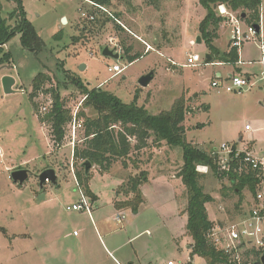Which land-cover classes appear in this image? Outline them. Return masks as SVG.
I'll use <instances>...</instances> for the list:
<instances>
[{
    "label": "rangeland",
    "instance_id": "1",
    "mask_svg": "<svg viewBox=\"0 0 264 264\" xmlns=\"http://www.w3.org/2000/svg\"><path fill=\"white\" fill-rule=\"evenodd\" d=\"M20 6L24 19L35 28L45 47L38 53L24 50L18 33L0 45V264H205L201 258L191 257L188 250L191 238L184 230L187 198L179 178L183 165L179 147L164 143L158 147L151 139L146 147L134 149L141 145L140 140L129 137L128 158L115 159L107 172L91 166L87 188L95 198L80 188L90 214L67 211L66 207L81 199L72 151L74 145L82 148L85 134L77 129L73 139L69 126L65 127V138L56 147L49 128L41 126L37 115H43L41 108L47 112L52 104L53 98L45 91L56 89L70 115L78 108L89 118L96 117L92 108H83V96L73 83L76 81L86 91L100 88L123 104L135 100L152 115L166 112L181 99L188 110L182 123L185 140L195 148L211 154L224 143H240L253 149V142L261 152L264 80H258L264 66L240 65L238 72L226 65L218 66L222 63L219 60L204 65L208 51L199 27L206 13L198 0H161L158 8L148 0L113 3L106 9L119 15L126 30L120 27L122 33L114 30L113 22L101 27V15L99 23H94L96 19H81V13L91 12L81 0H0V19L12 30L18 19L11 15ZM260 9L264 33V0ZM216 34L221 36L213 44L222 53L228 42V27L223 21ZM112 36L118 38L110 42ZM134 36L153 50L145 53V46ZM121 40L130 46L131 55H138L137 60L129 63L124 57L116 61L102 56L106 46L116 48L122 55L118 43ZM242 49L243 61L259 59L253 42H247ZM188 54L201 58L198 67H181ZM170 60L176 67L170 65ZM114 65L123 71L116 75L108 72ZM216 71L250 76L256 83L240 93H226L211 86L213 81L220 82ZM149 72H153V80L147 88L140 87L139 79ZM41 73L50 82L34 96L36 115L28 96L34 77ZM4 77L14 80L10 94H4ZM245 125L251 131L246 132ZM47 166L55 169L57 185L47 183L39 191L36 175ZM17 169L29 173L20 186L10 178V172ZM196 169L204 175L200 180L204 193L213 198L207 205L211 221L226 226L248 210L252 197L246 189L239 196L230 192L224 197L223 187L230 188V183L221 181L206 166ZM143 171L147 182L139 187L143 202L138 213L117 210L114 202L131 199L132 195L126 193L128 181ZM40 196L43 197L39 199ZM119 213L123 216L121 224L115 220Z\"/></svg>",
    "mask_w": 264,
    "mask_h": 264
},
{
    "label": "trees",
    "instance_id": "2",
    "mask_svg": "<svg viewBox=\"0 0 264 264\" xmlns=\"http://www.w3.org/2000/svg\"><path fill=\"white\" fill-rule=\"evenodd\" d=\"M98 4L111 6L113 3H126V0H92ZM150 5L158 8L161 0H148ZM199 5L205 10V16L199 27V35L205 42L208 54L213 60H219L224 63L234 64L238 61V55L235 50L219 54L215 48L213 41L217 38L219 24L223 18L215 15L216 7L224 4L233 12H241L245 14L244 22L247 25H255L259 19V8L261 0H198ZM17 16L18 21L16 27L12 30L6 27L3 19H0V45L8 40L14 33L20 35V42L24 50L38 53L44 49L45 44L39 37L35 28L24 19L22 7H18L11 17ZM119 19L118 14L113 15ZM101 17V16H99ZM97 17V18H99ZM95 22H100L97 19ZM101 27L108 22H115L105 16L101 17ZM91 22V21H89ZM116 32L123 30L115 25ZM118 37H116L117 39ZM122 51V56L129 63L134 62L139 57L131 55L130 46H125V42H118ZM50 82L46 74L41 73L34 77L32 83V91L29 94L32 109L37 115V103L34 101L36 94L41 90L44 84ZM73 83L77 86L82 97L83 108H92L96 117L89 118L83 112L77 115L81 122V128L85 134L84 142L81 149L75 145L73 147V161L77 168L74 171L75 177L80 188L91 199L95 196L90 193L87 188L89 174L85 175L82 164L89 162L91 166L100 168V171L107 172L115 159H126L130 154L129 137H136L140 140L141 145L134 147L140 149L148 145V141L152 139L155 146L160 147L162 143L170 147H179L183 152V165L181 167L179 178L185 188L187 198L186 204V223L185 234L191 238L190 255L201 258L205 264H253L264 256V251L251 250L245 253L239 261L233 259L229 254L224 253L218 244H215L210 238V233L215 227L220 226L217 222L208 218L207 205L213 201L210 194L204 193V188L200 185V180L204 178L196 167H207L221 181L225 179L230 183V188L223 187V196L227 197L228 193L239 196L246 189L251 197L255 196L258 189V181L252 172H240L239 161L230 162L229 170H223L218 164L217 157L211 156L210 153L199 150L185 140V133L182 123L185 119L183 100H177L169 110L160 112L157 115L149 114L143 106H138L137 102L123 104L117 97L104 92L100 88H93L91 91L84 90L83 85L79 86L78 82ZM52 98V104L48 111L38 116L37 119L42 125H46L50 130V139L53 145L59 147L65 138V127L68 128L72 120L69 110L64 105L58 90H47ZM39 117V118H38ZM119 128V130H115ZM144 142V143H142ZM147 182V173L141 172L135 177H131L128 181L126 193L132 195L131 199L114 202L117 210H127L138 212L142 204V196L139 187ZM238 208V205L235 206ZM230 214V211L227 210ZM231 217V214H230Z\"/></svg>",
    "mask_w": 264,
    "mask_h": 264
},
{
    "label": "built area",
    "instance_id": "3",
    "mask_svg": "<svg viewBox=\"0 0 264 264\" xmlns=\"http://www.w3.org/2000/svg\"><path fill=\"white\" fill-rule=\"evenodd\" d=\"M67 1V0H61ZM88 6L91 12H83L80 14V18L86 21H94L97 17L105 16L110 18L117 24L125 28L121 24L120 20L116 19L111 12L106 9L105 6L98 4L92 0H81ZM259 8V19L258 23L255 25H247L244 19L240 17L241 12H233L227 8L224 4H220L216 7L215 13L219 18H223V23L228 27V50H235L238 55V61L234 64L224 63L237 69L240 65H260L264 66V33L262 31V17ZM254 26H259L258 32L255 31ZM115 39L110 40L113 42ZM253 42L255 48L259 54V59L257 61H243L240 56L241 48L247 43ZM145 53L151 51V47L146 43ZM186 59V64L184 67L195 68L200 65L201 58L195 54H188ZM170 65L176 67L173 61H169ZM222 63H218L221 64ZM205 65V64H204ZM124 69V68H123ZM118 65H114L109 68L108 72H113L114 75L119 74L123 71ZM263 70V69H262ZM259 82L264 80V71H261ZM218 81H213L211 86L213 88H221L226 93H240L245 87H251L255 85L256 82L251 81V77L247 78L243 74H233L227 75L222 81V77H218ZM46 108H41V112L44 113ZM78 108L72 112V120L69 125V130L71 138L74 139L77 129L81 128V122L78 118ZM245 131H250L248 125L244 126ZM73 142V141H72ZM74 145V144H73ZM213 153V154H212ZM217 155L218 164L223 170L224 167H229L230 162L239 161L240 172L243 170L245 172H252L255 179L259 182L258 189L255 196L252 197L250 207L244 214L238 216L235 220L228 223L226 226H217L210 233V238L215 244H218L220 248L224 250V253L229 254L233 259L239 261L241 257L251 250L264 251V150L261 152L249 149L247 147L239 148L236 144L224 143L214 148L211 151V156ZM2 153L0 150V158H2ZM219 156V158H218ZM73 157V156H72ZM71 165V170H72ZM229 169V168H228ZM73 172V171H72ZM75 175V174H74ZM76 178V177H75ZM76 186L78 191H80L81 199L79 203L72 205L71 207H66L67 211H85L90 214L91 209L88 202L85 199L80 186L76 180ZM117 224H121L123 216L119 215L115 218ZM75 235V233H74ZM166 264H174L173 262H167Z\"/></svg>",
    "mask_w": 264,
    "mask_h": 264
},
{
    "label": "water",
    "instance_id": "4",
    "mask_svg": "<svg viewBox=\"0 0 264 264\" xmlns=\"http://www.w3.org/2000/svg\"><path fill=\"white\" fill-rule=\"evenodd\" d=\"M240 17H242L243 19L245 18V14L241 13ZM61 22H63V24H66V20L64 18L61 19ZM254 29L256 32H258L259 26H254ZM197 41L200 43V38L197 39ZM102 56L105 58H112L113 60L116 61H123L124 58L122 55L119 54V52L116 50V48H109V46H106L102 49ZM204 64H211L213 59L210 55L205 54L204 55ZM154 76H153V72H149L147 73V75L141 77L138 81V84L140 87L142 88H147V86L150 84V82L153 80ZM3 90H4V94H10L11 91V87L14 84V80L8 78V77H4L3 79ZM83 170L85 172V175L89 174V170L91 169V164L89 162H84L82 164ZM10 178L13 182L14 185L16 186H20L22 185L28 178L29 173L25 170V169H17V170H13L10 172ZM56 172H54V170L52 169H44L42 171H40L37 175H36V179L38 182V187H39V191H41L43 189V186L45 184H50L52 186H55L56 184ZM43 196H40V198H42ZM253 264H264V256H262L258 261L254 262Z\"/></svg>",
    "mask_w": 264,
    "mask_h": 264
},
{
    "label": "crops",
    "instance_id": "5",
    "mask_svg": "<svg viewBox=\"0 0 264 264\" xmlns=\"http://www.w3.org/2000/svg\"><path fill=\"white\" fill-rule=\"evenodd\" d=\"M126 31V30H125ZM221 35L220 34H218V36L217 37H220ZM116 37L117 36H112L111 38L112 39H115L116 40ZM135 37V39H137L138 41H140V42H142L143 43V39L142 38H140V37H138V36H134ZM110 38V39H111ZM117 44V42H114V45L113 46H115ZM148 44V43H147ZM143 45H144V43H143ZM149 45V44H148ZM150 46V45H149ZM215 46V45H214ZM216 48V47H215ZM243 48V47H242ZM151 49H152V47H151ZM217 49V48H216ZM153 50V49H152ZM151 50V51H152ZM227 50H228V42H227V46H226V50L224 51V52H227ZM208 51V50H207ZM218 51V50H217ZM241 51V55L243 56L244 55V51L245 50H240ZM219 52V51H218ZM224 52H222V53H224ZM219 54H221V53H219ZM209 55V54H208ZM240 55V56H241ZM242 58V57H241ZM243 59V58H242ZM258 60V59H257ZM219 65H221V64H218V66ZM222 65H226V64H224V63H222ZM221 65V66H222ZM226 66H228V67H231V66H229V65H226ZM231 68H233V67H231ZM234 70H236V71H238L239 72V69L237 68V69H234ZM230 73H232V72H225L224 74L225 75H223V74H221V72H219V71H216L215 72V74H216V78L218 79V77L220 76V77H226L227 75H230ZM247 78H250V76H247ZM12 88V87H11ZM38 120V119H37ZM40 123V122H39ZM41 124V123H40ZM41 126H42V124H41ZM44 126V125H43ZM251 131V130H250ZM247 132V131H246ZM49 141H50V139H49ZM238 142H241V139H239L238 140ZM251 144H253V149H255V151H257L256 150V145L253 143V142H251ZM244 146V145H243ZM243 146L242 145H240V143H239V145L237 144V147H239V148H243ZM44 169H52V170H54V172H55V169L54 168H52L51 166H47V167H44V168H42L40 171H42V170H44ZM39 171V172H40ZM39 172H37V173H39ZM50 185V184H49ZM57 185V178H56V184H55V186ZM51 187H55V186H52V185H50ZM143 202V201H142ZM138 212H134V214L136 215ZM186 226V225H185ZM185 230V229H184ZM119 247H117V248H115V250H117ZM190 249V245H189V247H188V250Z\"/></svg>",
    "mask_w": 264,
    "mask_h": 264
}]
</instances>
